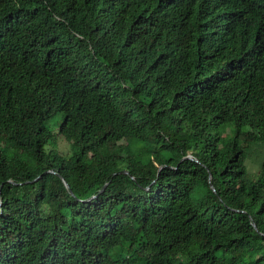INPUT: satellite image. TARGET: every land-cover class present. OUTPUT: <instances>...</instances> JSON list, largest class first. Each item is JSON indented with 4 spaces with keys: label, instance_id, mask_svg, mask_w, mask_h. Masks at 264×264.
Instances as JSON below:
<instances>
[{
    "label": "trees",
    "instance_id": "obj_1",
    "mask_svg": "<svg viewBox=\"0 0 264 264\" xmlns=\"http://www.w3.org/2000/svg\"><path fill=\"white\" fill-rule=\"evenodd\" d=\"M257 142L264 0H0V264H264Z\"/></svg>",
    "mask_w": 264,
    "mask_h": 264
},
{
    "label": "rangeland",
    "instance_id": "obj_2",
    "mask_svg": "<svg viewBox=\"0 0 264 264\" xmlns=\"http://www.w3.org/2000/svg\"><path fill=\"white\" fill-rule=\"evenodd\" d=\"M63 120V113L57 112L54 114L48 121L46 125L49 130L53 131L54 133L58 132L59 124ZM58 151L62 153H69L71 151L70 143L65 139V137L58 135L56 143L52 146ZM250 154L248 159L246 160V164L248 167V173L251 175H255L260 167L261 161L264 157V142H257L250 147Z\"/></svg>",
    "mask_w": 264,
    "mask_h": 264
},
{
    "label": "water",
    "instance_id": "obj_3",
    "mask_svg": "<svg viewBox=\"0 0 264 264\" xmlns=\"http://www.w3.org/2000/svg\"><path fill=\"white\" fill-rule=\"evenodd\" d=\"M192 156L191 155H187V156H185V158H191ZM48 171H51V170H47L46 172H48ZM123 172H126V173H128V171L127 170H124ZM63 179V181H64V183H65V185H66V187H68L69 188V184H68V182L64 179V178H62ZM70 189V188H69ZM70 192L72 193V195H74V193L72 192V190L70 189ZM97 195H92L90 198H88V199H86L85 201H87V200H90V199H92V198H94V197H96ZM253 225L256 227V224H255V222H253Z\"/></svg>",
    "mask_w": 264,
    "mask_h": 264
}]
</instances>
